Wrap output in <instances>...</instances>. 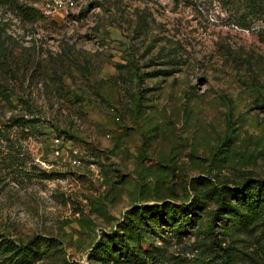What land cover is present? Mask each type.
Segmentation results:
<instances>
[{
    "label": "rangeland",
    "instance_id": "obj_1",
    "mask_svg": "<svg viewBox=\"0 0 264 264\" xmlns=\"http://www.w3.org/2000/svg\"><path fill=\"white\" fill-rule=\"evenodd\" d=\"M62 1L0 8V241L51 244L33 264H264V209L219 206L264 179V27L226 0Z\"/></svg>",
    "mask_w": 264,
    "mask_h": 264
},
{
    "label": "trees",
    "instance_id": "obj_2",
    "mask_svg": "<svg viewBox=\"0 0 264 264\" xmlns=\"http://www.w3.org/2000/svg\"><path fill=\"white\" fill-rule=\"evenodd\" d=\"M233 16L234 24L243 29H251L256 23L264 27V0H226ZM0 8L10 12L19 21H33L40 17V11L35 7L20 3L19 0H0ZM7 26L5 17L0 16V37L1 31L4 32ZM260 28V27H259ZM258 34L264 35V28L258 29ZM3 44V39H2ZM34 119L24 115L17 116L8 122V127L16 126L23 128L32 127ZM231 196L226 197L228 192L224 188L220 189V209L225 210L238 217L240 221H248L255 216L261 215L264 209V179L245 182L238 189L229 190ZM157 210L153 213H157ZM138 223L132 219L127 225L123 226L122 238L129 237L132 231L139 229ZM51 244L42 246L39 241L32 240L26 244H16L13 241L3 238L0 241V253L4 261L9 264H33L40 259L43 254L49 252ZM114 248L113 243L107 241L98 244L93 250L95 258L101 259L103 256L111 254ZM217 252L206 259V264H229L221 258L217 259Z\"/></svg>",
    "mask_w": 264,
    "mask_h": 264
},
{
    "label": "built area",
    "instance_id": "obj_3",
    "mask_svg": "<svg viewBox=\"0 0 264 264\" xmlns=\"http://www.w3.org/2000/svg\"><path fill=\"white\" fill-rule=\"evenodd\" d=\"M44 2V5H43V10H47L49 9L50 7H55L56 5H59V7H61L62 5V0H42ZM52 1L54 2V4H52ZM68 4H73L71 1H68ZM59 139H55V141H58ZM56 154L59 153L58 150L55 151ZM73 163H77V161L75 159H73Z\"/></svg>",
    "mask_w": 264,
    "mask_h": 264
}]
</instances>
